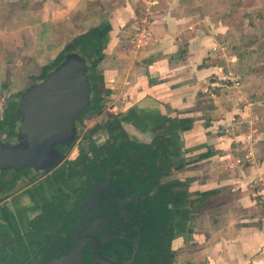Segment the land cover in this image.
I'll use <instances>...</instances> for the list:
<instances>
[{
	"label": "crops",
	"instance_id": "crops-1",
	"mask_svg": "<svg viewBox=\"0 0 264 264\" xmlns=\"http://www.w3.org/2000/svg\"><path fill=\"white\" fill-rule=\"evenodd\" d=\"M143 6L144 0H0V113L5 98L25 90L22 79L37 77L71 39L108 25L96 73L111 110L148 130L167 127L173 153L187 163L175 177L188 184L191 200L216 191L198 216L207 220L205 230L193 228L197 219L184 222L173 249L199 245L196 257L207 264H264V75L257 73L264 34L259 38L256 26L264 23V0H163L147 42L137 47ZM246 39L254 46L242 47ZM226 41L224 60L219 47ZM227 72L240 87L225 80ZM184 118L191 121L179 124ZM3 129L0 116V139ZM251 145L247 158L244 147ZM206 152L210 157L199 160ZM23 212L16 199L0 205V264H32Z\"/></svg>",
	"mask_w": 264,
	"mask_h": 264
},
{
	"label": "flooded vegetation",
	"instance_id": "flooded-vegetation-1",
	"mask_svg": "<svg viewBox=\"0 0 264 264\" xmlns=\"http://www.w3.org/2000/svg\"><path fill=\"white\" fill-rule=\"evenodd\" d=\"M30 81L24 91L42 80ZM92 89L89 105L74 122L71 142L54 145L57 163L38 171L0 172V205L16 199L23 209V242L32 264L150 263L151 253L169 239L173 250L182 224L190 222L188 206L164 200L177 190L189 191L188 184L171 186L187 163L173 153L167 127L134 125L111 110L104 84L98 86L97 101ZM24 91L5 98L1 110L11 101L18 104ZM3 127L8 142L16 130ZM168 167L170 175L162 176ZM167 187L168 197L162 191ZM167 208L172 210V231Z\"/></svg>",
	"mask_w": 264,
	"mask_h": 264
},
{
	"label": "water",
	"instance_id": "water-1",
	"mask_svg": "<svg viewBox=\"0 0 264 264\" xmlns=\"http://www.w3.org/2000/svg\"><path fill=\"white\" fill-rule=\"evenodd\" d=\"M90 90L84 60L70 54L44 80L24 91L18 101L21 119L15 139H0V172L38 171L57 163L60 156L54 145L73 139L74 122L89 105ZM0 116L3 124V111Z\"/></svg>",
	"mask_w": 264,
	"mask_h": 264
},
{
	"label": "trees",
	"instance_id": "trees-1",
	"mask_svg": "<svg viewBox=\"0 0 264 264\" xmlns=\"http://www.w3.org/2000/svg\"><path fill=\"white\" fill-rule=\"evenodd\" d=\"M110 31V27L104 23L99 25L98 27L91 28L85 32H83L80 35L75 36L73 39H71L60 51V53L56 56V58L47 63L46 65L42 66L40 69V72L35 79L38 81L44 80L49 72H51L53 69H55L61 62L64 61L66 56L70 54H77L79 57H81L87 68V75L89 82L91 83L93 87V100L97 101L100 97V90L98 89L99 85H103V78L100 74L96 73V69L100 62L103 59V49H104V42L105 38L108 35ZM263 60H264V51L262 52ZM264 62V61H263ZM20 119V114L18 111V104L11 101L8 106L3 111V125L7 126V129L11 132L15 133V126L18 123ZM191 120L188 118L181 119L179 121V124H187ZM188 130V128H184L183 130ZM168 140V139H167ZM168 150V149H167ZM164 153V152H163ZM211 152H206L199 156V160L206 159L210 157ZM167 164L170 167L171 160L167 157ZM168 167V168H169ZM184 166H180L178 169H182ZM177 170V169H176ZM164 173V172H163ZM162 176H168L171 173L170 168L163 174ZM171 186L174 187H187L186 182L182 181H174ZM165 192L167 197L170 195V189L169 187L164 188L162 190ZM216 191H210L203 194H196L198 197L196 200H191L190 193L184 189L182 191L177 190L172 194V199L164 198L165 202L169 205L172 203L180 204L182 206H188L189 213L187 214V220L191 221L194 217L202 210L208 209L212 202L208 200L207 197H210L211 195H214ZM167 219L168 224L170 226V231H172L173 227V219H172V210L167 208ZM171 239L167 241V244L165 246H161L159 249H155L151 255V261L150 263L142 262L141 264H171L174 261V254L171 251Z\"/></svg>",
	"mask_w": 264,
	"mask_h": 264
},
{
	"label": "rangeland",
	"instance_id": "rangeland-1",
	"mask_svg": "<svg viewBox=\"0 0 264 264\" xmlns=\"http://www.w3.org/2000/svg\"><path fill=\"white\" fill-rule=\"evenodd\" d=\"M250 21H253L252 23H255V21L254 20H252V18L249 20V22ZM251 23V22H250ZM251 25V24H250ZM257 27H258V31H257V34H258V37L259 38H261L260 36L261 35H263L264 34V23H261L260 24V22L256 25ZM256 40H259V39H256ZM253 41V39H246V40H241V42H242V47H244V45H246V44H248L249 46L250 45H252L251 44V42ZM262 41V40H261ZM261 41H259V47L261 48V50H260V52L262 53L263 51H264V42H261ZM228 41H226L225 42V44L224 45H226L227 46V48H228V50L229 51H231L230 49H231V44L229 45L228 43H227ZM238 42H240V40H235V42L234 41H232L231 40V43H235L236 45H238ZM236 45H235V47H236ZM252 46H254V45H252ZM251 46V47H252ZM241 47V48H242ZM250 47V48H251ZM238 48L240 49V46H238ZM234 50V49H233ZM255 57V56H254ZM261 62H259V64H258V66L257 67H259L260 69H262V71L260 72H257V73H259V75H264V60H263V57H262V59L260 60ZM262 64V65H261ZM33 71H30V72H28V73H32ZM29 82H31L30 80L29 81H27V78H24V79H22V81H21V85H20V87H23L24 85H26V86H24V88L26 87H28V85H29ZM12 139H15V136L14 137H12ZM6 142H3V144H5ZM241 163V162H240ZM185 209H183V211H184ZM182 213V212H181ZM199 216V214L198 215H194V216H192V217H194L193 219H194V221H195V219H197L196 220V222H194V224L192 223V225H194V227L193 228H195L196 230H198V231H200V230H205L204 228H205V226H207L206 224V222H207V220L206 221H201V218H199L198 217ZM197 217V218H196ZM216 217H220V214H217V216ZM197 227V228H196ZM192 232V231H191ZM176 240V239H175ZM175 240L173 241V244L175 243ZM173 244H172V246H173ZM198 245V244H197ZM175 246V245H174ZM196 246V245H195ZM177 249L175 250V249H173L172 251H173V254H174V256H175V260H174V262L172 263V264H207V262H208V259L206 260V262L203 260V258H197L196 256H198L197 255V253H198V251L200 250V246L198 245L196 248L195 247H193V244L191 245V246H189V247H187V246H178V247H176ZM196 254V255H195ZM203 260V261H202Z\"/></svg>",
	"mask_w": 264,
	"mask_h": 264
},
{
	"label": "built area",
	"instance_id": "built-area-1",
	"mask_svg": "<svg viewBox=\"0 0 264 264\" xmlns=\"http://www.w3.org/2000/svg\"><path fill=\"white\" fill-rule=\"evenodd\" d=\"M163 0H144V6H143V15L141 17V20L139 22V25L137 27V33L134 38V42L136 43L137 47H140L144 45L148 40V34L149 29L151 25L153 24V20L156 15V10L158 9L160 3ZM219 50L221 52V56L224 60L227 59V52L228 48L226 45H221L219 47ZM234 74L231 72H227L225 76V80H228L232 82V85L235 88L240 87V81L234 78ZM239 122V121H238ZM238 122L236 121L235 126L233 129H236L237 126H239ZM245 156L247 158H251L253 156V145L249 146V148L244 147ZM241 162V159L238 160V163Z\"/></svg>",
	"mask_w": 264,
	"mask_h": 264
}]
</instances>
